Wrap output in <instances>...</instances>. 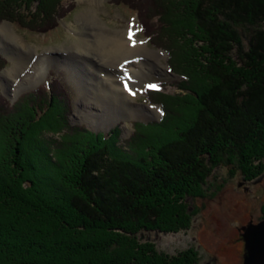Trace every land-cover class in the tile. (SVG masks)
I'll use <instances>...</instances> for the list:
<instances>
[{
  "label": "trees",
  "instance_id": "16d2710c",
  "mask_svg": "<svg viewBox=\"0 0 264 264\" xmlns=\"http://www.w3.org/2000/svg\"><path fill=\"white\" fill-rule=\"evenodd\" d=\"M112 1L136 10L187 76L172 96L181 105L149 95L164 115L136 122L124 147L119 125L73 124V98L56 79L14 102L0 90V264H198L199 249L170 254L143 234L190 228L186 199L204 196L216 167L262 174L264 0ZM64 2L0 0V22L46 32Z\"/></svg>",
  "mask_w": 264,
  "mask_h": 264
},
{
  "label": "rangeland",
  "instance_id": "374dc122",
  "mask_svg": "<svg viewBox=\"0 0 264 264\" xmlns=\"http://www.w3.org/2000/svg\"><path fill=\"white\" fill-rule=\"evenodd\" d=\"M29 8L40 12L34 5L30 4ZM60 9L65 10V15L59 18L57 26L46 32L30 30L28 23L22 26L8 20L0 22V53L7 59V65L0 70V90L11 102L56 79L73 98L71 122L85 125L90 130H106V133L119 125L120 144L124 147H128L127 140L135 134L136 122L147 124L161 120L164 115L162 104L151 101L149 95L152 98L154 94L164 93L170 108L181 105L178 97L172 96L184 93L178 84L187 81V76L173 69L171 52L153 41L155 38L148 35L139 13L131 6L117 5L112 0H65ZM130 29L134 30L133 36L145 40L148 49L155 54L144 58L136 56L138 62L145 60L142 68L146 74L139 73L137 83L130 89L126 82L123 96L117 98L111 90L112 80H107L109 75L108 78L104 75L114 69L106 67L103 61L112 60L116 55L104 49L106 45L102 40L116 33L128 37ZM87 37L90 40L87 48L91 53L78 49ZM162 39L167 41L165 36ZM170 44L173 46L172 42ZM176 46L180 53L186 47L189 50L186 42H178ZM19 54L26 57L14 62L12 58L17 59ZM36 56L39 57L37 61L46 63L38 82L31 74L21 78L25 72L35 70ZM150 84L157 85L158 90L148 88ZM169 135H176L175 130ZM134 149L140 151L143 147ZM240 182L243 185H239ZM204 188V196L186 199L191 211H195L190 228L170 233L146 232L144 239L153 241L160 250L170 254L189 247L197 248L201 255L198 264L210 260L213 264H244L246 250L240 233L249 226L251 217L262 220L264 216V168L261 175L247 180L240 172L232 175L229 167L219 166L208 177Z\"/></svg>",
  "mask_w": 264,
  "mask_h": 264
},
{
  "label": "bare ground",
  "instance_id": "6f19581e",
  "mask_svg": "<svg viewBox=\"0 0 264 264\" xmlns=\"http://www.w3.org/2000/svg\"><path fill=\"white\" fill-rule=\"evenodd\" d=\"M132 31H134V30L132 29L131 32ZM127 33H129V31H127ZM133 40L135 41L134 44H133ZM102 42H104L106 45V46H104V49L106 51H109L111 55L112 54L116 55V57L114 56L115 58H113L112 60L106 59L103 61L106 62V64H107L106 67H108V68L111 67L114 69L112 72L106 71L104 73V75H105V78H108V75H109V78L107 80H112L110 82V85L112 88L111 90H112L113 94H116L117 98H119V96H121V97L123 96V92L125 89L126 82L128 84L127 88L130 89L133 84L137 83V78H138L139 73L143 74V75L146 74V72L142 68V66H145V64H146L145 60H141L138 62L136 60V56H142V58H144V56L146 57L148 55H154L155 53H153L151 50H149L148 46H147V42L145 40L140 39L137 35H134L132 37V39L130 40L129 36L126 37V35H122V34L119 35L116 33V34H112V35L107 36L104 40H102ZM88 44H90V40L88 39V37L84 38V40L81 41V45L78 49H84V51H86L89 49V48H87ZM89 52L90 51L88 50L87 53H89ZM122 52L125 54L121 55L120 53H122ZM46 55H48V58H50V55L48 53ZM129 55H131V56H129ZM34 56L35 55H33V57ZM21 57L25 58L26 56H24L23 54H21V55L19 54V57L17 59L15 57L12 59L14 60V62H16V60L21 59ZM35 58H36L35 61H37L39 59V57H37V56ZM127 59H129V60L126 61ZM139 59H141V58H139ZM131 60H133V61L130 62ZM37 62L38 63L34 67L35 70L34 71L32 70L33 72L32 71L31 72H25L22 77L20 75L19 76L21 78H23L25 75L27 76V75L31 74V78L38 82V80L40 79L39 78L40 73H42L44 71L46 63H44V62L41 63V60L37 61ZM48 62L51 63L50 60H48ZM103 64H105V63H103ZM33 66H34V64H33ZM139 68H141V69L139 70ZM26 71H28V69H26ZM19 72H20V70H19ZM124 72H129V74L126 75V73L124 74ZM44 73H46V72H44ZM37 75H38V77H37ZM119 75H121V81L119 80ZM105 78H102V79H105ZM122 100H123V98H122Z\"/></svg>",
  "mask_w": 264,
  "mask_h": 264
},
{
  "label": "water",
  "instance_id": "95a60500",
  "mask_svg": "<svg viewBox=\"0 0 264 264\" xmlns=\"http://www.w3.org/2000/svg\"><path fill=\"white\" fill-rule=\"evenodd\" d=\"M239 185H243V182ZM242 234L246 244L244 264H264V219L249 225Z\"/></svg>",
  "mask_w": 264,
  "mask_h": 264
},
{
  "label": "flooded vegetation",
  "instance_id": "af4514ba",
  "mask_svg": "<svg viewBox=\"0 0 264 264\" xmlns=\"http://www.w3.org/2000/svg\"><path fill=\"white\" fill-rule=\"evenodd\" d=\"M262 219H264V216H262ZM261 219H258V220H255L253 217H251L250 219H249V221H248V223L247 224H256V223H258L259 221H260ZM241 227H239V229H240ZM244 231H242L241 233H240V238L242 239L241 241H242V245H243V247L245 248L246 247V244H245V240H244V236H243V233ZM213 260L211 261H208L206 264H213Z\"/></svg>",
  "mask_w": 264,
  "mask_h": 264
},
{
  "label": "snow or ice",
  "instance_id": "6c2138e0",
  "mask_svg": "<svg viewBox=\"0 0 264 264\" xmlns=\"http://www.w3.org/2000/svg\"><path fill=\"white\" fill-rule=\"evenodd\" d=\"M132 37H133V34H132V32H131V29H130V32H129V39L131 40ZM134 43H135V41L133 40V44H134ZM126 87H127V85H126ZM147 87H148V88H151V89H157V90H158V86L155 85V84H150V85H148ZM131 94H132V95H135V92H132Z\"/></svg>",
  "mask_w": 264,
  "mask_h": 264
},
{
  "label": "clouds",
  "instance_id": "9594fccd",
  "mask_svg": "<svg viewBox=\"0 0 264 264\" xmlns=\"http://www.w3.org/2000/svg\"><path fill=\"white\" fill-rule=\"evenodd\" d=\"M93 131V130H92ZM100 131H102V130H100ZM99 132V131H98ZM104 132H106V130H104Z\"/></svg>",
  "mask_w": 264,
  "mask_h": 264
}]
</instances>
